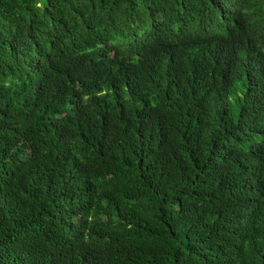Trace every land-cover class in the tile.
I'll use <instances>...</instances> for the list:
<instances>
[{
    "label": "trees",
    "instance_id": "obj_1",
    "mask_svg": "<svg viewBox=\"0 0 264 264\" xmlns=\"http://www.w3.org/2000/svg\"><path fill=\"white\" fill-rule=\"evenodd\" d=\"M0 264H264V0H0Z\"/></svg>",
    "mask_w": 264,
    "mask_h": 264
}]
</instances>
